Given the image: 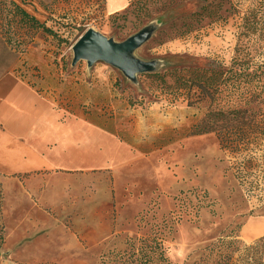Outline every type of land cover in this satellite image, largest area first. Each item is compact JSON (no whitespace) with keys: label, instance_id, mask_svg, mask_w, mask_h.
I'll return each mask as SVG.
<instances>
[{"label":"rangeland","instance_id":"rangeland-1","mask_svg":"<svg viewBox=\"0 0 264 264\" xmlns=\"http://www.w3.org/2000/svg\"><path fill=\"white\" fill-rule=\"evenodd\" d=\"M10 1L53 33L38 34L23 56L0 35V98L22 86L34 100L22 108L27 127L14 130L29 147L42 153L56 142L58 123L89 117L140 149L169 130L176 142L138 151L139 161L116 182L105 172L58 180L60 198L70 201H60L61 212L43 208L46 229L27 217L26 190L41 184L42 171L11 175L0 167V264H99L156 232L169 264H218L219 255L206 249L231 230L245 245L264 239V206L248 202L224 175L214 135L185 137L210 105L192 81L256 66L264 73L257 0H133L111 16L105 0ZM88 31L122 48L124 64L79 55L76 43ZM44 237L57 240L33 253L22 249Z\"/></svg>","mask_w":264,"mask_h":264},{"label":"trees","instance_id":"trees-1","mask_svg":"<svg viewBox=\"0 0 264 264\" xmlns=\"http://www.w3.org/2000/svg\"><path fill=\"white\" fill-rule=\"evenodd\" d=\"M257 3L256 10L264 12V0H257ZM11 31L13 38L9 37ZM42 32L53 35L15 2L0 0V35L21 56L28 52ZM257 69L258 66L250 73L247 68L226 73L212 72L209 76L203 73L192 81L200 96L208 99L210 105L190 126L185 137L212 133L222 155L224 175L231 176L248 202L264 206V73H258ZM91 115L99 117L96 113ZM85 120L145 155L176 142L174 131L169 130L151 146L140 149L124 140L113 127L91 117ZM159 235L156 232L136 242L128 241V251L108 252L100 257L99 264H169L164 239ZM237 238L235 230H231L206 250L219 255L218 264H264V239L245 245Z\"/></svg>","mask_w":264,"mask_h":264},{"label":"crops","instance_id":"crops-1","mask_svg":"<svg viewBox=\"0 0 264 264\" xmlns=\"http://www.w3.org/2000/svg\"><path fill=\"white\" fill-rule=\"evenodd\" d=\"M132 1L105 0V12L109 16L123 12ZM19 84L22 85L21 82ZM19 87L17 90L6 94L5 98H0V105L3 104L11 110V114L0 113V156L3 157L0 158V167H3L11 175H25L34 170L42 171L43 174L38 177L41 184L29 185L26 190V197L29 198L27 217L30 223L35 224V228L38 229L40 226L46 229L49 227L50 221L43 208L61 212L60 201L65 199L64 197L63 199L60 198L59 191H61L62 186L57 184L58 180L86 173L105 172L115 177L116 182L119 175L139 161L140 155L127 143L84 118L58 123L56 142L44 152H36L14 132L16 127H27L28 119L22 113L24 112L22 108L28 107L34 102V100L28 99V89ZM24 88L27 90L25 93ZM2 116L7 118V125L3 123ZM11 117L19 118V120L12 121ZM11 125H14L13 130L9 127ZM61 129L63 130L61 131ZM64 188L66 189L64 190ZM69 189L68 185L63 187L64 192H68ZM20 192L21 198H23L25 192L22 188ZM65 200L70 201L68 196ZM11 239L12 237L9 241ZM53 240L57 239L38 238L34 243H28L22 249L27 254L33 253L35 248H40L42 245L46 246L47 243V246L51 245ZM67 240L74 242L75 239ZM9 245H15V242L13 241ZM60 247L67 248V246Z\"/></svg>","mask_w":264,"mask_h":264},{"label":"water","instance_id":"water-1","mask_svg":"<svg viewBox=\"0 0 264 264\" xmlns=\"http://www.w3.org/2000/svg\"><path fill=\"white\" fill-rule=\"evenodd\" d=\"M76 49L79 55L82 56L93 55L101 60L124 64V61L119 58V54L123 53V49L109 46L105 40L92 31L86 32L78 39Z\"/></svg>","mask_w":264,"mask_h":264}]
</instances>
